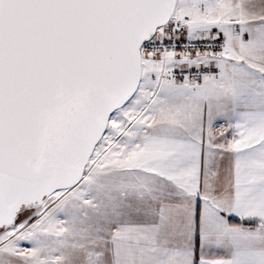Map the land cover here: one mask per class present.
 Wrapping results in <instances>:
<instances>
[{
  "label": "snow or ice",
  "instance_id": "1",
  "mask_svg": "<svg viewBox=\"0 0 264 264\" xmlns=\"http://www.w3.org/2000/svg\"><path fill=\"white\" fill-rule=\"evenodd\" d=\"M0 264H264V0H0Z\"/></svg>",
  "mask_w": 264,
  "mask_h": 264
}]
</instances>
